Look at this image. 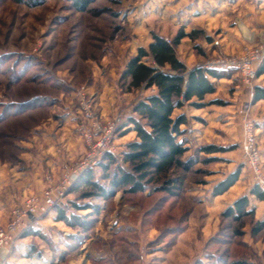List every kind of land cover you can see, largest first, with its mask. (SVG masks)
I'll list each match as a JSON object with an SVG mask.
<instances>
[{
  "label": "rangeland",
  "instance_id": "1",
  "mask_svg": "<svg viewBox=\"0 0 264 264\" xmlns=\"http://www.w3.org/2000/svg\"><path fill=\"white\" fill-rule=\"evenodd\" d=\"M28 1L0 0V212L9 213L8 219L24 195L39 193L83 157V132L94 124L116 122L107 152L118 159L136 139L126 125L132 107L156 90L125 92L121 74L152 34L170 42L180 30L196 31L197 36L180 40L175 53L186 66L202 67L208 60L240 54L241 41L253 46L264 36V27L254 29L247 21L248 11L263 14L249 6L251 0H93L84 11L71 0ZM216 71L225 77L212 79L216 90L205 96L203 107L175 111L187 116L180 127L179 140L187 148L182 159L195 160L188 172L176 170L184 177L176 196L155 183L137 193L119 189L109 199L82 198L91 188H73L86 170L107 184L96 164L78 175L65 197L67 212L85 219L89 229L58 220L53 212L44 215L22 232L6 263L209 264V258L228 252L229 260L264 264V231L251 235V217L235 222L221 216L242 195L255 209L254 220L264 214V204L258 209L250 194L255 183L242 157L238 116L239 108L248 105L255 126H261L264 108L252 106L251 92L262 79L250 86L235 69ZM8 102L26 106L7 107ZM257 134L264 164V132ZM205 145L216 149L208 153L201 149ZM237 169L238 181L213 196V186ZM73 203L99 210H77Z\"/></svg>",
  "mask_w": 264,
  "mask_h": 264
},
{
  "label": "trees",
  "instance_id": "2",
  "mask_svg": "<svg viewBox=\"0 0 264 264\" xmlns=\"http://www.w3.org/2000/svg\"><path fill=\"white\" fill-rule=\"evenodd\" d=\"M23 1V0H17ZM42 0L28 2L39 3ZM93 0H71L74 7L80 11L87 9ZM196 31L184 32L180 30L171 40L158 34H152V40L147 48L139 47L137 54L126 63L121 79L125 84V92L144 88H155V93L149 94L138 100L132 107V116L128 118L126 125H131L130 130L136 133V139L126 144V149L120 155V159L111 152H105L95 167L103 172L102 184L92 176V169L86 170L76 181L75 191L81 187L91 188L82 193V198L96 196L109 199L119 189L127 193H137L145 189L149 184H160L158 189L171 196H176L184 183L183 175L176 174V170L188 172L195 163L193 158L182 159L187 151L185 142L179 140L183 135L181 125L187 123L184 113H175L185 105L203 107L205 96L216 90L212 79L225 77L222 72L207 69L200 65L188 68L175 53V47L185 36L194 37ZM264 77V58L257 65L256 78ZM264 100V85L255 84L251 92V103ZM30 102V101H29ZM24 103V102H23ZM8 102L7 107L20 108L24 103ZM28 105V104H27ZM7 109V108H6ZM6 111V110H5ZM264 127V122H263ZM201 149L208 153L214 152L212 145L202 146ZM121 161L123 164H119ZM111 166L113 168L111 169ZM240 171L229 173L218 181L212 189V195L218 196L228 191L239 179ZM72 189V188H71ZM250 194L258 201H264V191L257 185L250 189ZM77 210L91 209L96 213L99 206L86 203L79 206L73 203ZM53 212L58 220H63L69 225L80 226L84 230L89 229L86 220H80L76 214H69L61 205H55ZM255 209L250 204L246 195L237 197L231 205L221 213L222 217L230 218L235 222H242L246 217L253 219L250 233L256 236L264 231V217L254 220ZM235 234H240L236 229ZM229 253L217 258H209V264H256L246 258H233ZM210 260L212 262H210ZM194 264H206L197 260Z\"/></svg>",
  "mask_w": 264,
  "mask_h": 264
},
{
  "label": "built area",
  "instance_id": "3",
  "mask_svg": "<svg viewBox=\"0 0 264 264\" xmlns=\"http://www.w3.org/2000/svg\"><path fill=\"white\" fill-rule=\"evenodd\" d=\"M263 58L264 36L258 44L244 47L240 54L208 60L204 67L211 70L235 69L242 81L251 86L256 79L257 65ZM238 114L242 131L240 149L244 163L255 185L264 191L262 156L258 146L257 128L249 115V106L240 107ZM116 129V122H108L96 123L92 131H84L86 152L83 157L66 168L56 182L49 179L48 184L39 193L26 196L20 204L12 208L8 221L0 225V264L6 263L12 248L25 229L40 221L42 216L49 214L55 205L68 207L65 197L69 186L81 172L95 166L105 152L111 151Z\"/></svg>",
  "mask_w": 264,
  "mask_h": 264
},
{
  "label": "crops",
  "instance_id": "4",
  "mask_svg": "<svg viewBox=\"0 0 264 264\" xmlns=\"http://www.w3.org/2000/svg\"><path fill=\"white\" fill-rule=\"evenodd\" d=\"M264 1V0H263ZM250 7H252V9H254V10H257L258 12L260 11V12H262L263 14H264V10H262L263 9V7H264V2H262V0H251V2H250V5H249ZM263 14H256L255 12H247L246 13V16H247V21H249L251 24H253V25H255L253 28L255 29H259V30H261L260 28H263L264 27V15ZM256 26H259V27H256ZM151 41V40H150ZM150 41H148V43L150 42ZM240 44H241V46H242V48H244V47H246V46H250V43L248 42V43H246V42H243V41H241L240 42ZM239 44V45H240ZM224 48V50L225 51H227L228 49H229V47H223ZM231 50H232V52H239L240 50H241V48L239 47V48H236V50H234V48H231ZM180 59V58H179ZM181 61L183 60V59H180ZM187 67L190 69V68H193L194 67V65H192V66H190L189 64H187ZM260 79H262V82L261 83H257V84H260V85H264V77L262 76V77H259V78H257V80H260ZM253 107H257V106H260V107H262V108H264V100H260V101H258V102H256V103H254L253 105H252ZM264 117V116H263ZM260 119V118H259ZM258 119V120H259ZM263 122H264V118H263V121H262V123L260 124L261 126H257L256 125V128H257V131L258 130H261V133H263L264 132V127H263ZM258 135V134H257ZM241 136H242V132H241ZM262 138H264V134H263V136H262ZM262 166H264V164H263V161H262ZM264 168V167H263ZM255 185V184H254ZM254 185H252L251 187H250V189L254 186ZM45 186V185H44ZM44 186L40 189V190H42L43 188H44ZM29 193H31V192H29ZM28 193V194H29ZM28 194H26V195H24V197L22 198V200L28 195ZM223 195V194H222ZM218 196H220V195H218ZM255 199V198H254ZM264 204V201H258V209L259 208H261V204ZM53 212V210L49 213V214H47L48 216L49 215H51V213ZM54 213V212H53ZM8 215H9V213H5V214H3L2 215V212H0V224H4L7 220H8ZM261 217L263 218L264 217V214H261ZM10 257H8V259H9ZM8 259H7V261L6 262H8ZM5 264H7V263H5Z\"/></svg>",
  "mask_w": 264,
  "mask_h": 264
}]
</instances>
